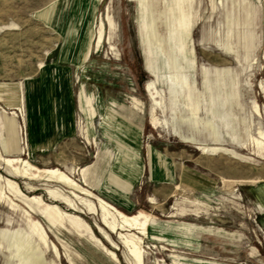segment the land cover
Returning a JSON list of instances; mask_svg holds the SVG:
<instances>
[{
	"label": "rangeland",
	"instance_id": "obj_1",
	"mask_svg": "<svg viewBox=\"0 0 264 264\" xmlns=\"http://www.w3.org/2000/svg\"><path fill=\"white\" fill-rule=\"evenodd\" d=\"M66 1L0 0V85L15 86L21 81L25 92L29 91L30 109L36 113L42 111L43 100L53 101V107L44 103L45 118L58 134L53 147L42 151L35 145L33 151L25 100L22 112L0 98V110L5 109L0 113L12 116L16 111L18 124L24 125L25 140L33 152L23 156L40 167L58 166L66 171L71 165L80 169L89 166L87 181L81 170L80 174L78 170L73 174L81 185L128 214L138 210L152 213L154 219L143 244L145 264H264V196L260 192V187L264 188V155L258 153L249 139L260 129L264 131L261 87V82L264 84V2L93 0L91 3L77 0L64 32L59 33L57 26L46 24L41 14L54 3ZM144 1L154 3L163 43L159 36L157 41H152L149 35ZM108 6L111 18L116 21L113 43L119 47V55L105 42L81 64L85 49L93 43L97 16L106 17ZM165 18L168 23L163 21ZM109 30L107 22V34ZM167 45L174 51L172 60L186 84L169 80L170 60L163 51ZM55 63L70 66L68 91L73 105L69 108L62 106V109L53 99L59 95V84L64 85L63 81L51 79L45 90L35 84L45 76L47 66ZM149 81H155L163 92L165 105L158 114L167 119L168 127H155L149 121L152 105L146 92ZM81 91L89 98L92 115L79 109ZM255 102L260 105L263 116L253 111ZM59 111L71 114L63 118ZM189 112L192 122L196 120L201 127L196 135L202 142L221 144L238 156L224 151L203 154L195 144L183 141L180 131L186 135L194 133L192 125L181 120ZM137 113L144 117L139 137L141 145L135 150L145 167L139 174L134 171V163L124 157L125 149L118 137L102 125L106 114L138 124L142 119ZM81 119L89 130L91 142L79 129ZM37 126L43 124L38 122ZM22 133L20 129L21 146ZM42 137L49 142L53 136ZM0 150L6 155L1 138ZM150 150L157 156H152ZM0 172L12 176L6 167L0 168ZM169 172L173 174L171 180ZM15 178L25 193L41 194L47 202L53 199L45 192L46 186L69 191L64 184L44 180H31L37 187L31 191L28 180ZM176 184L180 185L178 189ZM151 197L156 198V203ZM15 200L22 205L25 202L22 198ZM60 205L81 215L106 245L111 246L98 232L97 223L101 224L98 213L81 205L77 211L63 203ZM36 215L61 251L58 259L51 249L44 248L47 260L70 264L65 255L70 249L77 264H112L87 235L76 230H59L43 215ZM25 218L21 207L12 209L7 201L0 199V230L10 229L8 237H12L14 229L21 226L18 236L23 249L29 245L24 235ZM110 234L119 244L116 252L127 264L123 244L115 233ZM7 257V250L0 251V264H10Z\"/></svg>",
	"mask_w": 264,
	"mask_h": 264
},
{
	"label": "bare ground",
	"instance_id": "obj_2",
	"mask_svg": "<svg viewBox=\"0 0 264 264\" xmlns=\"http://www.w3.org/2000/svg\"><path fill=\"white\" fill-rule=\"evenodd\" d=\"M89 1L92 3L93 0H89ZM76 2L77 0H68V2L66 1L65 3L64 2L54 3L49 9L45 10V12L41 14L42 18H44L46 24L52 27L57 26V28L59 29V33H63L69 18L72 16L71 10L75 6ZM144 2H146L148 9L147 28L149 31V35L152 41L155 40L157 41L156 38H158L159 36V40H161L162 42L164 38L161 33V27L158 21L157 11L155 10L154 3L151 1H144ZM262 2H264V0H262ZM109 10L110 7L108 6L106 17H104L103 15L101 17H99V15L97 16L95 23L96 29L94 32V40L93 43L92 44L90 43L85 49L83 57L81 58L80 61L81 64L85 63L89 59L91 53L94 50L96 51L100 50L105 42L109 43L111 49L114 50V52L117 55H119V49H118L119 47L117 48V46H115V44L113 43V40L117 32L116 31L117 26L115 24L116 21L114 22L113 19L111 18ZM163 21L168 23V21H166V18L163 19ZM107 22L110 27L108 34H107ZM163 51L170 60L169 80L176 82V84L178 83L186 84L183 81V79L179 77L177 63L172 60L174 51L170 49L168 45L167 48L165 47L163 48ZM40 66L44 67L43 63H41ZM51 79L56 81L60 80V82L61 81L64 82V85L59 84V95H57L53 99H55L57 104H60L61 107L62 106L65 107L66 82L64 81L65 79L63 78V76L60 75L57 78L48 70H45V76L39 79L38 81H36L35 84H37V86H39L41 90H45L48 86V82ZM261 87L263 88L264 91V84L262 82H261ZM146 92L148 93L150 99L152 100V105L150 107L151 108L150 116H149L150 123L153 124L155 127H161V126L168 127L169 123L167 119L161 118L158 114V111L160 109H163V106L165 105L163 92L158 88L155 81H149L147 83ZM24 100L25 99L23 97L21 100V104H19L16 110L21 109L23 112ZM52 102L53 101L51 100L50 101L47 100L46 102L45 100H43L42 111L40 110V112L38 113H36V111H32L31 109H29L28 110L29 117H30V113H33L34 118L36 119L37 117V120H40L41 118H45V111H46V109L44 108L46 107L45 104L48 103V106L50 107L52 105L51 104ZM78 106L81 111H83L86 115H89L91 107L89 106V99L88 98L86 99V94H84L83 91H81L79 95ZM24 111L26 112L24 114L27 115V110L24 109ZM253 111L255 112V114L263 116V111L261 110V107L258 104V102H255ZM59 114L63 116L65 114V111L64 112L59 111ZM16 115H17L16 111L13 112L12 116H10L9 114L0 113V128L3 130L4 134H6V132L8 134L12 132L13 134H17V138H18L17 142L11 144L6 143L7 146L6 150L8 152H10V150L19 152V154L17 155H5L0 150V168L3 167L8 168L12 175V176H5L0 172V199L7 201L12 209L18 207H21L23 209V213L26 216V218L23 219V221H25L24 225L26 227V229L24 230L25 233L24 235L27 238L29 245L27 244L26 246L27 249H23L21 246L22 244H20L21 238L18 236V234L21 226L17 227V229H14L15 234L12 235V237L11 236L8 237L10 229L0 230V251L5 249L9 252V257H7L9 263L12 264V260H13L15 261V264H59L55 259L47 260L45 256L44 248L51 249L54 253V256L58 259L61 257V251L58 245L52 239H50L48 232L43 224L44 222L42 223L41 219H39L38 216L36 215V214H41L43 215V217H45L48 220L51 226L59 230L61 229H65L69 231L76 230L80 234L87 235L88 239L92 243H94L95 245L101 248V250L106 254V257L109 259V261L112 264H124L123 261L120 259L118 253L116 252V249L119 248V244L112 238L110 234V233H115L125 248V262L127 264H145V247L143 245L144 237L149 234V225L154 219L153 214L142 210H138L133 214H128L123 210L119 209L118 207H116L115 205H113L112 203H110L105 198L101 197L100 195H97L92 190L81 185L76 179L73 178V174H75L77 170L78 173L80 174V170H81L83 173L84 181H87L86 174L89 169V166H85L82 167V169H80V167L71 165L69 167V171H66L58 166L40 167L34 162H32L29 158L23 156L27 152L28 154H31L33 149L30 150L29 148L28 141L25 140V136H24L25 135L24 125L23 123L22 126L18 124ZM38 117H40V119H38ZM192 119L193 116L190 114V112L188 113L187 116L181 117V120L188 122L190 125H192L194 130V133H190L187 135L183 134L180 131L179 135L183 141L195 144L196 147L203 154L224 151L226 153L231 154L234 157L238 156V154L235 151L221 144H210L207 142H202L196 135V132H199L201 130V127L196 120L192 122ZM7 120H11L13 122L12 130L6 128ZM20 129L23 130V133L21 134L22 136L21 144L23 146L19 145ZM79 129L81 133L82 131L84 132L87 141L91 142L89 136L90 135L89 130L88 128L85 127L84 121L82 119L79 123ZM26 135H27V127H26ZM212 138L214 140H219L218 137H212ZM249 139L253 143V145L257 148L258 153L263 156L264 131L260 129L257 132V135L251 134ZM11 145L13 149H11L10 147ZM41 149L42 151H45L47 147L42 146ZM150 154H152V156L155 157L157 156V153H155L153 150H150ZM259 173L261 172H258L257 174ZM15 177H22L28 180V187L30 188L31 191L37 190L36 185L32 183L31 180H44V181H53V182L61 183L69 187V191L68 193H66L63 190H61L59 187L46 186L44 188L45 192L48 194V196H50L53 199V202H47L41 194L29 195L25 193L20 183L16 180ZM262 177L263 175H261V178ZM168 178L170 180L173 178L171 172H169ZM225 180L226 179L224 178V182ZM179 186H180L179 184H176L175 187L178 189ZM260 192L264 196L263 187H260ZM15 198L17 199L22 198L25 200V202L22 205L19 202H17ZM150 200L156 203L155 197H151ZM60 203L65 204L67 207H69V209L74 211H77L80 208L79 205H81L93 213H98L101 221V224L97 223L98 232L103 236L104 239L109 241L111 246L106 245L104 240L97 235L94 228L86 220H84L81 215L67 211L60 205ZM23 245L25 246V244ZM84 254H86V252ZM65 255L68 256L70 264H77L72 257V253L70 249H67L65 251Z\"/></svg>",
	"mask_w": 264,
	"mask_h": 264
},
{
	"label": "crops",
	"instance_id": "obj_3",
	"mask_svg": "<svg viewBox=\"0 0 264 264\" xmlns=\"http://www.w3.org/2000/svg\"><path fill=\"white\" fill-rule=\"evenodd\" d=\"M69 68H70V66L64 65V64L61 65L60 63H55V66H47V70L50 73H52L54 76H56L58 78L61 75L65 79L64 80L66 82V92H65L66 93V100H65L66 105H65V108L66 107L69 108L70 105H73L72 95L68 91V86L70 84V69ZM23 97L25 99V105L27 106L28 109H30L31 107H30V101H29V91L25 92L24 85L21 81L18 82L17 85H15V86L11 85V84H7V83L0 85V98L5 99L8 104L14 105V110L19 106V104H21V100ZM27 99L29 101L28 103H27ZM3 111L0 110V112H3ZM139 111L141 112V114L144 115V111H141V110H139ZM66 113H68V112H66ZM66 113L63 115V118H67V116L69 117V115L71 114L70 112L68 115ZM89 114H91V115L93 114L91 112V110H90ZM137 115L140 116L138 113H137ZM140 117L142 120H141V122H138V124H133L130 121H127V120L123 119V117H120L118 115L108 117V114H106V116L102 120V125L104 127H106L108 130H110L112 135H114L115 137H118L120 143L122 144L121 145L122 148L125 149L124 157H127V160H130L131 162L134 163V171L138 172L137 174L142 173L145 169L139 153L135 152V150L138 147H140V145H141V142H139V137H140L142 127H143L144 117H142V116H140ZM49 121H50L49 119L46 120L45 118H41L39 120V122H40V124L42 123L43 126L38 127L37 126V122H38L37 117L35 119L33 113H30V125L31 126L29 127V129L32 131L31 148H33V151L36 148V146L39 148H41L42 146H46L47 149H49V147L54 146L55 140L58 137V134L56 132V129H54V128L52 129L49 126V124H50ZM17 122L19 123L18 117H17ZM44 124H47V126H44ZM6 128L9 130H12L13 122L11 120L6 121ZM46 134L48 136H51V135L53 136L50 139L51 141L48 142V141H46V138L42 137L44 135L46 136ZM0 138L2 140V145L5 148L4 151H5L6 155H17V154H19L18 151L10 150V152H8L6 150V147H7L6 143L11 144V143L17 142V139H18L17 134H13L12 132L10 134H8L7 132H6V134H4L3 130L0 128ZM125 140H126V142H125ZM10 147H11V149H13L12 145ZM125 154H127V155H125ZM98 187H101V185H98ZM100 190L102 192H106L105 188L104 189L102 188ZM128 201L131 203V201L129 199H128Z\"/></svg>",
	"mask_w": 264,
	"mask_h": 264
}]
</instances>
